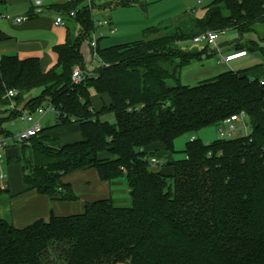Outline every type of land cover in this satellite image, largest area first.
<instances>
[{
    "label": "trees",
    "instance_id": "obj_1",
    "mask_svg": "<svg viewBox=\"0 0 264 264\" xmlns=\"http://www.w3.org/2000/svg\"><path fill=\"white\" fill-rule=\"evenodd\" d=\"M28 1L31 14L33 0ZM45 1L46 10L65 17L74 12L68 20L81 29L54 48L57 62L48 71L38 58L0 57V137H14L5 124L49 105L57 113L53 125L12 144L23 155L29 152L26 192L75 201L63 179L94 170L104 183L126 179L129 205L96 199L81 213H51L47 221L22 228L0 218V264H48L49 254L61 264H264V79L250 75L264 70V45L244 40L264 25V0H212L200 19L188 16L145 29L140 41L96 47L101 67L79 85L71 75L75 67L88 73L80 47L96 31L98 4L114 10L141 0H94L91 8L86 0ZM230 29L239 33L234 53L258 55L261 63L184 85L183 69L215 54H208V45L184 47L207 32ZM90 87L106 94L108 105L95 110ZM11 90L17 98H6ZM241 113L248 119L247 135L209 144L194 137L186 142L183 160L149 163L158 161L151 152L157 147L172 152L177 138ZM109 114L113 123L101 120ZM71 126L79 139L62 142L58 133ZM152 167L158 172L151 173ZM8 192L0 189V196Z\"/></svg>",
    "mask_w": 264,
    "mask_h": 264
},
{
    "label": "rangeland",
    "instance_id": "obj_2",
    "mask_svg": "<svg viewBox=\"0 0 264 264\" xmlns=\"http://www.w3.org/2000/svg\"><path fill=\"white\" fill-rule=\"evenodd\" d=\"M19 3L16 4L19 8L23 7L22 0H17ZM111 0H104V3H109ZM212 0H201V5L198 4V0H141L138 4L132 5L131 7L127 8H116L114 10L107 9L105 12H99L94 10L93 11V19L94 21H104L110 19L112 22V29H115V31H109L106 29V27L103 28H96L95 32H90L91 36H95L97 39L101 38L98 43V48L105 49V48H113L114 46L124 44V43H130V42H137L143 39V32L146 28L151 26H157L162 19L165 18H173L177 15H179L182 11H188L191 12L200 10L202 6H207ZM45 4L47 2L43 0V7L45 8ZM28 7V6H26ZM96 11V12H95ZM95 12V13H94ZM3 14H6V9L2 11ZM75 25V22H71ZM167 22H164V24ZM78 31L74 34L76 35L80 31V26H78ZM101 29V30H99ZM257 32L247 34L244 37V40H252L256 42H260L264 45V42L260 41V36L264 35V25L258 26L256 28ZM239 33L235 29L226 30L223 33L217 34V40L216 45L210 46L211 51L208 50V54L214 55L209 57L208 59H205L202 63L193 62L191 66L188 68L185 67L182 71V81L183 84L188 86H195L198 85L201 82H204L206 80H211L215 78L216 76L227 72L231 69H229V64L226 65L222 58L225 56V54L229 53V51L233 52L235 50H232L233 44L238 41ZM88 38H85L84 41L81 44L80 52L83 56L86 72L88 73H94L97 69L101 67V64L94 58L93 51L89 49L88 46ZM198 45L193 44V46L184 47L185 50H193ZM206 46V43L200 44L198 46L199 48H203ZM231 49V50H229ZM3 56V55H2ZM256 56V57H255ZM254 57V65L255 66L260 57L258 55H255ZM244 60H237L235 62H232L230 64V68L235 69L238 68V66H242V62ZM247 61L246 63H248ZM202 65V66H199ZM55 66L52 65L50 67L53 68ZM246 66V65H245ZM197 69L193 71V69ZM211 67V68H210ZM244 68H250V67H244ZM201 71V74L198 72ZM250 75L254 78L264 79V70L261 68H256L255 70H252ZM89 99L91 102L92 107L95 110H99L104 104L108 105L109 103V97L106 94H98L94 90V88H89ZM39 90H36L32 92L31 94L33 96H37L39 94ZM41 126L47 127L52 126L54 123V115L50 112L45 113L41 119H40ZM102 121H108L110 123H113L114 118L112 115H104L101 118ZM245 125L244 123L241 124L240 122L235 123V126L237 128V131L232 138H239L241 136H245L249 133V127H248V119L245 118ZM6 129L11 132L14 136L17 134L25 132L28 128L31 126L29 124H24L20 120H15L13 124L7 123L5 124ZM219 126H213L209 128H205L201 130L200 132L196 134H186L184 136H181L177 138L174 141V147L172 152H166L161 147H157L156 151L152 150L151 152L154 153V157L158 159L157 164L160 166H163L167 162H174L183 160L185 158L184 155V149L186 142H188L192 136L199 138L204 144H209L213 142L214 140L218 139L219 136ZM57 131V130H56ZM246 131V133H245ZM73 134L68 135L67 138H72ZM2 139V137H0ZM20 146H15L12 148H18ZM15 150V149H14ZM29 158V152L26 151L24 155H17L14 158H9L11 161L4 164V171L7 174L8 181H14L16 183V188L22 187L21 190L15 192V188L9 187L8 181H7V188L10 193L3 194L0 196V218H7L10 215H14V207H16L20 204V199H16V201L11 200L16 193L17 196L20 194L23 195L26 190V186L23 181V168L25 165V162L28 161ZM25 160V161H24ZM162 168V167H161ZM65 182H70L72 186V190L77 197L78 200L76 201V204H80L82 200H85L87 198V193L90 192L91 189H97L100 186H102L100 180L98 179V176L96 174V171L89 170L84 172H76L70 175H67L64 179ZM119 182L122 183V187H126L127 189V183L126 179L120 178L118 179ZM124 181V184H123ZM114 190V188H111ZM21 191V192H20ZM128 196V195H126ZM22 198V199H28ZM125 200H119L117 203L123 204ZM127 204V203H126ZM125 205V204H124ZM129 205V203L127 204ZM80 212H73V214H78ZM72 214V213H71ZM48 264H61L59 261L55 260L51 254L48 255Z\"/></svg>",
    "mask_w": 264,
    "mask_h": 264
},
{
    "label": "crops",
    "instance_id": "obj_3",
    "mask_svg": "<svg viewBox=\"0 0 264 264\" xmlns=\"http://www.w3.org/2000/svg\"><path fill=\"white\" fill-rule=\"evenodd\" d=\"M199 2H201V0H198V4ZM18 3L19 2L17 0H0V31L5 36V40L0 42V57L2 55H16L20 60H24L27 58H38L40 60L41 69L43 71H48L50 70V67L56 64L57 62V55L54 51V48L64 44L67 35L75 34L78 31L79 27L76 24L75 25L72 24L71 21L68 20V17H64L65 23L63 26H55L54 25V21L56 17L55 12L47 10L44 14L40 16H32V13L28 14L30 9L28 0H22V3L24 4L22 8H19L16 5ZM201 3L199 5H201ZM98 5L99 6L97 7V9H95L96 11L105 12L107 10L101 8L100 7L101 4ZM204 7L205 6H202L200 10H196V11L192 10L191 12L182 11L179 13V15L173 18L162 19L157 26L163 25L164 22L177 23L179 20L188 16H193L197 19H200L205 14ZM4 8L6 9V14L2 13ZM26 15H29V19L20 24H15L12 21H8L5 19V16L18 18ZM97 22L105 23V25H103L100 28L106 27V29L109 31H115V29H112L113 24L109 18L108 20H104V21H95V23ZM149 27H154V26L150 25ZM100 38H103V36H101ZM99 39H96L97 47H98ZM89 43L90 42H88V46L92 52L93 49L91 48ZM232 53H234V51L233 52L229 51V53L225 54V56L230 55ZM254 56H255L254 54L247 53L244 57L237 59L244 61L242 62V66H238V68L235 69L230 68V64L237 60L225 64L226 65L229 64V69H231L229 71H239V70L247 69L244 67L251 68L253 67L251 65H254L255 62L254 58L256 56L255 57ZM247 61L249 62L246 63ZM260 63L261 60L259 59L256 65H259ZM195 70L197 69H195L194 67L193 71ZM198 73L201 74V71ZM181 81H182V73H181ZM71 134H73V137L67 138L68 135ZM58 136L60 137L62 142H71L79 139V133L77 131V128L74 126L68 127L67 129L60 131L58 133ZM15 146L16 145H12L11 147L9 146L4 152L5 163H7V165L11 161L9 158H14L17 155H20V152L21 155H23V151L21 150L20 147L12 148ZM66 182L70 183L68 181ZM101 184L102 186H100L99 188L91 189L90 192L87 193V198L85 200H82L80 204H76V201H71V202L56 201L50 197L38 195L35 191H28V192L25 191L24 193H22L23 195L21 196L20 194L17 196V194L19 193L18 192L11 199L13 201H16V199L21 200L20 204L17 207L16 205L14 207V212H13L14 215L12 214L7 218L5 217L1 219L8 221L16 228H22L40 219L47 221L51 213L56 216H66V215H71V213L73 214L74 210L75 212L77 211L80 212L83 210L85 203L94 201L96 199L111 198L118 205H124V204L127 205L129 203V198L128 196H126L128 195V187L127 189L126 187H124L123 189L122 187L123 185L121 182L115 180L113 182H107V183L101 182ZM8 185L9 187L15 188V192L22 189V187H20L21 189L16 188V183L14 181H8ZM112 187L114 188V190L111 189ZM27 197L29 198L22 199ZM119 200H125V201L123 202V204H119L117 203V201Z\"/></svg>",
    "mask_w": 264,
    "mask_h": 264
},
{
    "label": "built area",
    "instance_id": "obj_4",
    "mask_svg": "<svg viewBox=\"0 0 264 264\" xmlns=\"http://www.w3.org/2000/svg\"><path fill=\"white\" fill-rule=\"evenodd\" d=\"M58 1H63V2H69L71 0H58ZM94 0H86V5L91 8L92 6V2ZM97 1V0H96ZM100 2H103L104 0H98ZM201 2H199L200 4ZM33 11H32V16H40L42 14H44L47 10L43 7V0H33L32 4H31ZM75 13L74 12H70L68 13L67 17L68 18H72L74 17ZM64 15L62 13H56V17H55V21H54V25L55 26H63L64 25ZM5 19L8 21H12L15 24H20L26 20L29 19V15L23 16V17H18V18H12L10 16H5ZM96 27H102L103 25H105L104 22H97L95 23ZM97 38L95 36H91L90 40H89V45L91 46V48L93 49V55L94 58L96 59V47H97ZM216 40H217V34L215 32H207L205 34H202L196 38L193 39V44L196 45H200L203 43H206V45L208 46H212V45H216ZM246 54L244 52H236V53H232L230 55H227L225 57L222 58V61L224 63H229L232 62L234 60L240 59L242 57H244ZM90 75V73H85L82 72L81 69L79 67H75L72 71V75H71V81L74 85H79L83 82V80L88 77ZM17 92L16 91H8L6 94V98L7 99H13L14 97H16ZM50 112L53 115H57L56 111L52 109V107H50L49 105H46L45 107H42L38 110H36V112L34 114H28V113H23L22 116L19 118V120L21 122H23L24 124H29L31 127L28 128L25 132L17 134L16 136H14L13 138L10 139H0V189H6L7 188V174L4 171V164H5V150L12 144H21L24 141H27L29 138L36 136L41 129L43 128L40 124V119L41 117L47 113ZM245 114L241 113L240 115H234L231 116L230 118L224 120L222 122V124L219 125V136L218 138L221 139H229L232 138V136L235 135L237 128L235 126V123L240 122L241 124L244 123L245 125ZM13 124V123H12ZM246 133V131H245ZM194 137L191 138V140H193ZM157 160L154 158H151L149 160V163L151 164V166H155L157 164Z\"/></svg>",
    "mask_w": 264,
    "mask_h": 264
},
{
    "label": "water",
    "instance_id": "obj_5",
    "mask_svg": "<svg viewBox=\"0 0 264 264\" xmlns=\"http://www.w3.org/2000/svg\"><path fill=\"white\" fill-rule=\"evenodd\" d=\"M168 88H171V86H168ZM16 98H17V96H16ZM158 170H159L158 167H152V168L150 169V172H151V173H155V172H158Z\"/></svg>",
    "mask_w": 264,
    "mask_h": 264
}]
</instances>
